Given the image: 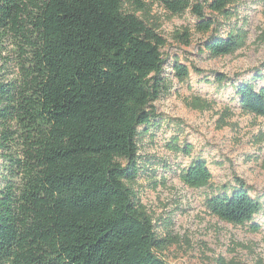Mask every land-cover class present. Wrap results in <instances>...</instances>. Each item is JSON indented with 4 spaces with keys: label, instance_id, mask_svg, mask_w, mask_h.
<instances>
[{
    "label": "trees",
    "instance_id": "trees-1",
    "mask_svg": "<svg viewBox=\"0 0 264 264\" xmlns=\"http://www.w3.org/2000/svg\"><path fill=\"white\" fill-rule=\"evenodd\" d=\"M233 2L204 7L227 19ZM153 6L172 17L191 10L200 33L216 27L193 0H0V264H165L134 191L138 139L166 92L164 43L146 18ZM245 39L239 28L203 47L219 58ZM173 69L187 78L183 65ZM234 94L244 113L264 117V87L240 83ZM211 178L201 159L179 172L192 189ZM204 206L256 233L264 193L241 184Z\"/></svg>",
    "mask_w": 264,
    "mask_h": 264
},
{
    "label": "rangeland",
    "instance_id": "rangeland-1",
    "mask_svg": "<svg viewBox=\"0 0 264 264\" xmlns=\"http://www.w3.org/2000/svg\"><path fill=\"white\" fill-rule=\"evenodd\" d=\"M209 1L193 0L216 23L207 33L195 29L191 10L172 17L153 6L146 17L164 43L166 92L153 104V128L138 139L143 172L134 191L163 241L154 254L165 264H264V216L254 217L260 225L254 233L247 224L218 220L204 206L206 197L241 184L252 197L264 193V117L244 113L234 94L240 83L264 87V0H234L227 19L205 8ZM239 28L246 39L238 50L219 58L204 51L212 35ZM175 63L186 67L184 80L175 76ZM196 159L211 173L206 188L192 189L179 179Z\"/></svg>",
    "mask_w": 264,
    "mask_h": 264
}]
</instances>
